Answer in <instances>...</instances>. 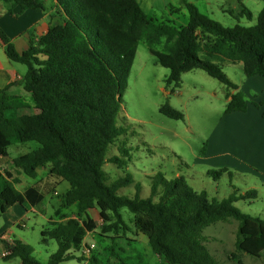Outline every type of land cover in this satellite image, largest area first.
<instances>
[{"label":"trees","instance_id":"16d2710c","mask_svg":"<svg viewBox=\"0 0 264 264\" xmlns=\"http://www.w3.org/2000/svg\"><path fill=\"white\" fill-rule=\"evenodd\" d=\"M1 1L18 7L20 13L44 9L41 0ZM261 1L263 7L256 24L248 28H225L184 2L188 21L177 29L148 19L136 0H53L57 22L50 23L45 34L32 40L22 53L15 50L0 28V45L7 59L26 68L19 84L30 95L27 101L10 95L7 88L0 90V157L6 158L7 149L13 145L36 142L39 147L14 158L13 167L29 178H35L39 168L48 167L50 178L69 186L55 211L56 220L48 221L51 229L41 232L42 244L48 240L57 244L46 264L73 259L101 264L95 256H77L85 236L97 228L88 214L92 209L98 212L101 233L117 234L124 241V249L132 246L134 237L142 235L152 253L166 264H219L203 245V231L231 219L238 226L228 260L242 264L241 253L260 258L264 252V220L235 207L239 201L256 199L255 190L232 192L220 201L209 200L193 191L182 177L168 181L156 174L148 198L118 196V190L132 180L126 176L106 185L103 166L114 164L120 168L127 162L123 145L117 147L118 155L107 157V153L123 134L116 126L117 117L139 41L146 44L158 65L169 71L166 86L178 88L182 74L201 70L227 89L225 114L246 112L242 92L217 63L207 58L219 56L241 63L246 78L264 79ZM171 11L177 13L179 9ZM241 15L251 19L244 6ZM156 45H163L162 51ZM159 113L173 120L184 119L182 112L167 104L159 108ZM261 116L264 118V111ZM221 173L211 172L214 179ZM16 183L8 172L0 173V215L14 205L36 207L58 186L52 183L45 191L34 185L18 192ZM135 188L140 189L138 184ZM71 207L76 212L74 217L65 213ZM122 209L132 215L131 226L124 222ZM101 233L99 237H105ZM114 246L107 249L109 254L124 264L117 252L125 250L118 245L115 250ZM5 249L10 253L3 260L19 258L20 264H40L25 244L13 241Z\"/></svg>","mask_w":264,"mask_h":264},{"label":"rangeland","instance_id":"374dc122","mask_svg":"<svg viewBox=\"0 0 264 264\" xmlns=\"http://www.w3.org/2000/svg\"><path fill=\"white\" fill-rule=\"evenodd\" d=\"M136 2L145 16L154 23L168 24L177 29L186 26L188 21L184 2L193 4L201 14L225 28L236 25L244 28L254 26L263 7L261 0ZM242 5L251 13V19L241 15ZM172 9H179V12L173 13ZM53 16L56 17L55 11ZM156 48L162 51L163 45H156ZM210 58L219 60L214 63L220 66L222 72L236 86H240L246 78L242 65L220 62L222 57L219 56ZM20 67L26 72L25 66ZM168 74L167 69L158 65L146 44L139 41L126 78L121 111L117 117L116 126L123 130V134L110 146L107 153V157L118 155L117 147L123 145L127 151V162L120 168L114 164L103 166L108 178L106 185L129 176L132 183L118 190L117 195L137 196L139 199L150 196V185L156 174L168 181L182 177L193 191L209 200L220 201L232 192L244 194L248 190H255L256 199L239 201L235 203V207L244 214L264 220V172L247 162L246 152H240L227 145L222 149L213 144L216 131L224 126L227 89L201 70L182 74L178 88L173 85L166 86L164 80ZM165 104L182 112L184 119L173 120L160 114L159 108ZM258 105L260 104H254L257 109ZM17 147L20 149L19 154L16 152ZM38 147L36 142L13 145L8 149V158L27 154ZM219 171L222 172L221 175L214 179L215 176L211 172ZM46 178L45 171L37 170L35 178L22 175L20 182L14 184V188L22 192L30 186L41 185ZM136 184L140 187L138 191ZM68 188L66 182L60 181L55 189L57 195L50 193L34 210L28 205H16L12 210L1 214L0 232L3 231V238L29 246L32 249V257L40 264H46L48 258L55 253L57 244L54 240H48L46 245L42 244L41 232L51 229L48 220L50 217L56 219L54 211L60 207L61 197ZM66 213L68 216L76 215L74 207L66 210ZM92 214L97 228L84 239V243L95 245L90 255L95 256L101 264H119L120 260L110 255L107 249L113 243L115 250L117 245L124 249V241L117 234L101 233L100 218L95 212ZM120 214L124 222L131 226L132 215L126 209H122ZM237 226L238 223L231 219L227 223L213 224L203 231V245L219 264H236L228 260V255L234 251ZM100 233L105 237L100 238ZM112 237L115 239L110 240ZM3 238H0V244L3 245L0 254L6 248ZM135 240L136 242L124 249V252H117L124 264H166L152 253L146 237L141 235ZM240 257L242 264H264V257L258 260L245 253H241ZM84 263L73 259L61 264ZM0 264H20V260H3L0 256Z\"/></svg>","mask_w":264,"mask_h":264},{"label":"crops","instance_id":"0c3cea01","mask_svg":"<svg viewBox=\"0 0 264 264\" xmlns=\"http://www.w3.org/2000/svg\"><path fill=\"white\" fill-rule=\"evenodd\" d=\"M41 1L43 2L44 9L27 10L20 13L18 7L7 6L0 0V28L11 40L18 53L26 51L32 40L36 41L38 37L45 34L50 23L57 22L56 17L53 16L55 11L53 0ZM207 59L212 62L219 61L210 57ZM222 61L232 63L224 58L220 60V62ZM238 64L241 65V63ZM24 74L25 71L20 67V64L10 62L7 59L3 47L0 45V90L7 88V92L10 95L20 96L29 101L30 95L26 93L19 84ZM237 91L242 92L245 100L247 98V110L246 112L225 114V120L223 119L224 126L216 131L217 135L213 140V144L222 149L227 145L232 146V148L240 152H246L247 162L251 166L264 172V118L261 116L262 111H264V79L259 76L245 78L241 85L237 86ZM230 93H234V91ZM225 100L226 102L229 100V98L226 99V95ZM254 104H260L261 106L257 109ZM8 149L6 151L7 157H0V173L4 174L8 172L12 175L13 179L17 180L16 184H18L23 174L13 167L11 161L14 158H8ZM16 152L17 154L20 152L18 147ZM38 170L45 171L47 174L46 181L40 185L43 190L48 191L52 183H60L59 180H54L48 176V167L39 168ZM53 194L57 195L56 191ZM15 206L16 205L9 208L6 213ZM34 208L35 207H31L32 210H34ZM93 212L98 214L96 209L90 210L88 214L90 217L92 216V220L96 223L92 214ZM49 220L55 221L56 219L50 217ZM2 232L3 231L0 232V235H3ZM2 235L0 238H3ZM4 236L6 237V235ZM139 236L133 239L135 240V238ZM127 237L131 238V235L127 234ZM3 242L9 244L13 241L9 238H3ZM2 246L0 244V251L2 250ZM262 257H264V252H262L258 260H261Z\"/></svg>","mask_w":264,"mask_h":264},{"label":"built area","instance_id":"2783aa9c","mask_svg":"<svg viewBox=\"0 0 264 264\" xmlns=\"http://www.w3.org/2000/svg\"><path fill=\"white\" fill-rule=\"evenodd\" d=\"M9 244L11 245L12 242L9 243ZM94 248H95L94 244L83 243L82 244V248H81V250L79 251V253L77 255L88 258L90 256V254H91L92 249H94ZM9 253L10 252L7 249H5L4 251L1 252L0 256L2 258H4V257H7L9 255Z\"/></svg>","mask_w":264,"mask_h":264}]
</instances>
